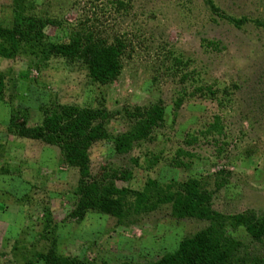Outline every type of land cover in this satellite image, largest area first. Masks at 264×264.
<instances>
[{"label": "rangeland", "instance_id": "374dc122", "mask_svg": "<svg viewBox=\"0 0 264 264\" xmlns=\"http://www.w3.org/2000/svg\"><path fill=\"white\" fill-rule=\"evenodd\" d=\"M13 1L0 0L1 28L13 25ZM213 2L227 16L264 25V0ZM25 6L40 21L58 23L44 30L51 43L86 29L98 44L121 41L126 51L120 77L105 86L91 81L82 62L0 58V264H27L47 254L54 238L65 257L151 264L207 227L175 219L169 205L140 212L135 196L121 222L98 212L74 219L79 172L58 147L20 138L9 127L12 116L41 127L58 107L105 105L112 115L111 139L89 152L100 185L138 195L152 182L156 202L198 180L214 211L264 213V27L238 29L212 16L203 0H25ZM156 105L165 109L163 125L129 154H117L113 139L131 130L138 111ZM234 237L251 252L264 249L243 229Z\"/></svg>", "mask_w": 264, "mask_h": 264}, {"label": "trees", "instance_id": "16d2710c", "mask_svg": "<svg viewBox=\"0 0 264 264\" xmlns=\"http://www.w3.org/2000/svg\"><path fill=\"white\" fill-rule=\"evenodd\" d=\"M203 1L212 16L222 18L238 29L248 23L264 27L263 24L247 18L227 16L213 0ZM28 9L25 0L13 1V25L11 28L0 27L1 59L13 61L20 57H32L46 62L60 58L72 63L82 62L94 84L105 86L118 80L123 70L122 57L126 51L123 42L111 46L98 44L84 29L71 34L68 42L51 43L44 30L48 26L57 27L58 23L49 19L40 21L29 15ZM1 76L0 73V78ZM1 84L3 82L0 80V86ZM181 106L182 100L176 103V109ZM135 116L137 121L131 130L113 139L114 150L119 155L129 154L136 144L149 140L153 131L163 125L165 109L156 105L144 114L138 111ZM112 119L105 105L97 110L58 107L48 114L46 112L41 127L28 128L26 121H19L14 116L9 127L10 133L20 138L58 147L66 165L79 172L76 191L79 199L72 214L78 221H83L89 212H98L121 222L132 209L131 198L135 196L137 210L140 212H152L161 205H169L175 219L196 220L207 224L201 232L184 239L177 254L151 264H264V249L251 252L234 237V233L243 229L254 244L263 248L264 213L258 215L250 211L238 215H224L214 211L212 198L201 181H188L181 192L159 194L156 202L152 201L155 198L152 195V182L143 193L135 195L113 185L104 187L94 181L89 152L96 143L111 139L107 125ZM219 126V123L213 126V131H218ZM218 186L221 187L219 184ZM52 242L47 254H37L27 264H94L60 255L56 238Z\"/></svg>", "mask_w": 264, "mask_h": 264}]
</instances>
